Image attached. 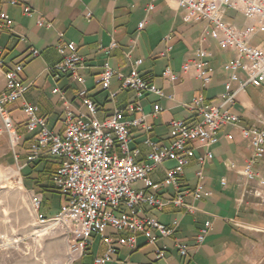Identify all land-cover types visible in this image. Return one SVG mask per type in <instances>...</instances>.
I'll return each instance as SVG.
<instances>
[{"label":"built area","instance_id":"built-area-1","mask_svg":"<svg viewBox=\"0 0 264 264\" xmlns=\"http://www.w3.org/2000/svg\"><path fill=\"white\" fill-rule=\"evenodd\" d=\"M174 3L183 12L185 22H205V32L216 41L219 47L232 49L236 56L226 62L223 69L230 73L229 81L225 83L223 101L218 105L210 104L204 93L192 97L188 103H183L195 113V120L172 119L169 121L170 141L161 142L154 138V127L147 121L140 100L148 94L173 99L162 88L156 86L151 78L138 70L142 59L132 63L129 74L119 75L109 63L113 49L118 46L112 40L109 46H100L107 59L101 71L95 78L97 85L107 92L108 98L114 100L118 92L132 90L136 98L122 108H115L110 116L101 120L98 118V108L88 96V90L79 93L81 108H68L62 117V130L57 132L50 128L45 117L40 115L38 105L25 99L29 87L21 79L24 66L21 63L12 68H6L5 61L0 57V75L6 80V88L0 94V139L7 134L10 144L15 148L20 139L19 124L11 116L8 104L19 99L23 100V110L27 116L25 126L29 132H35L31 142L25 165L34 163L45 155L58 161L53 175V182L62 198V206L54 215L47 217L42 212L43 196L34 193L32 209L40 225L53 224L62 231L67 239L68 255L72 261H77L88 255L99 239L105 251L94 258L93 264H106L118 252V246L124 245L136 249L138 239L144 236L149 242L157 243L161 238L172 235L178 221L168 225L150 216L145 209L163 210L168 205L183 207L192 211L193 205L185 201L186 191L183 190L181 177L193 160L199 164L196 171V183L189 190L195 201L207 198L211 191L206 185L205 167L215 157L214 146L221 138L223 126L233 124L238 126L241 135L248 140L251 155L243 164L230 162V168L237 170L244 178V192H252L264 202V114L254 115L253 125H240L239 116L230 111V105L237 100L238 94L247 87H264V46L252 44L254 35L264 32V0H167ZM22 5L26 15L34 17L35 11L27 0H0V30H12L11 21L3 10V3ZM153 8V4L147 10ZM230 9L244 13L257 26L247 25L240 28L227 19ZM88 16L92 13L88 12ZM40 26L51 27V22L42 18L37 22ZM144 21L140 27L144 26ZM173 36L166 37V55L172 49ZM26 40L25 36H21ZM58 50L61 60L48 67L50 75L56 79L70 75L84 83L82 70L86 62L77 50L73 41L60 33ZM1 48V46H0ZM32 56H38L39 50L30 49ZM212 53L206 48H199L183 65L184 71L196 69V77L205 90L213 80L215 68L211 63ZM243 72L245 78L240 80ZM120 76L117 90L112 89L113 78ZM163 76L176 82L180 78L167 67ZM239 81V86L233 88L232 83ZM59 93V101L71 106V101L63 91ZM155 105V112L162 111ZM142 129L143 143L149 147L147 159L140 162V147L135 144L134 129ZM232 137V135H230ZM17 157V156H16ZM166 161H175L176 166L167 168L161 181H154L151 173ZM22 167H20L21 169ZM142 181L144 188H135L134 184ZM227 183L222 178L221 184ZM171 188L174 193L163 197L161 190ZM212 228V222L207 221L205 228L198 235V242L205 240L206 234ZM180 256L188 261L190 254L187 245L178 244ZM157 259L166 260V247L157 248ZM188 264V263H185Z\"/></svg>","mask_w":264,"mask_h":264},{"label":"crops","instance_id":"crops-1","mask_svg":"<svg viewBox=\"0 0 264 264\" xmlns=\"http://www.w3.org/2000/svg\"><path fill=\"white\" fill-rule=\"evenodd\" d=\"M27 3L36 13L34 17L26 15L22 5L3 3L2 7L11 21L12 30H0V57L4 59L6 68L23 64L24 70L20 76L29 85L25 99L39 106L40 115L47 119L53 130H62L61 120L68 108H81L79 93L84 89L88 90V96L96 104L98 118L101 120L110 116L115 108H122L136 98L134 91L126 90L118 92L112 101L107 92L95 82L107 59L99 47L109 46L112 40L118 46L113 49L108 60L119 75L129 74L132 70L131 62L142 59L139 72L150 77L167 95L174 96L169 99L166 96L148 94L140 100L147 121L154 127L155 139L165 143L170 141L168 123L172 119L190 122L195 120V113L183 105L190 102L193 96L204 93L207 101L213 105L223 101L225 83L230 78V73L223 66L236 56V52L219 47L205 32V22H185L183 12L174 3L167 0H27ZM150 4H153V8L147 10ZM88 12L92 15L88 16ZM39 18L51 22L52 26H40L37 23ZM227 19L240 28L257 26L244 13L234 9L228 11ZM143 21L145 24L141 28L139 25ZM60 33H64L68 40L76 44L79 54L85 59L86 68L82 70L84 83L70 75L56 79L48 71L49 66L62 58L57 47ZM169 35L173 36L172 49L164 55L167 46L165 39ZM21 36H25L26 40H22ZM251 42L264 46V32L258 31ZM31 47L37 48L40 54L32 56ZM199 48L211 51L210 60L215 68L213 80L205 90L196 77L195 68L190 71L183 69L185 62ZM167 67L179 76L178 81L172 82L163 76ZM119 75L113 78L114 90L120 85ZM244 78L245 74L241 72L240 80ZM232 85L234 89L237 88L239 81H234ZM5 88L6 80L0 75V94ZM54 89L63 91L71 101V106L60 102L59 93L54 92ZM157 104L163 108L162 111L155 112ZM7 108L19 124L20 139L13 148L7 134L2 135L0 147L10 146L11 155L4 157L8 154V149L5 148L7 151H0V160L20 165L26 171L31 164L24 166V163L35 132H29L25 126L27 116L22 99L8 104ZM229 108L239 116L240 125H253L254 115L257 112L264 113V87H247L246 91L238 94L236 102ZM134 137L135 144L141 149L138 160L149 162V147L143 143L142 129H134ZM213 150L215 157L205 167L210 196L195 201L189 193L196 183V171L199 168L198 162L193 160L181 177L183 190L186 191L185 201L193 205L192 211L174 205H168L163 210L145 206L150 216L165 224L172 226L178 221L174 233L161 238L157 243H151L140 236L136 249L119 245L118 252L106 264H264V202L252 192H244V178L239 171L232 170L229 166L231 161H236L237 154L246 153V158L251 155L249 142L241 135L238 126L228 124L223 126L220 141ZM45 157L50 159L51 156L45 155L43 158ZM46 159L35 168L32 167L31 176H35L43 168ZM174 166L175 161H166L151 173V177L154 181H161L166 174L165 170ZM222 178L227 180L225 185L221 184ZM134 185L135 188H144L142 181ZM44 193H41L43 198ZM173 193L171 188L161 190L165 198ZM207 221L212 222V228L205 240L199 243L198 235ZM179 243L187 245L190 254L188 261L180 256ZM159 247H166L165 261L157 259L156 251ZM104 251V246L96 239L88 255L77 262L93 264L94 258Z\"/></svg>","mask_w":264,"mask_h":264},{"label":"rangeland","instance_id":"rangeland-1","mask_svg":"<svg viewBox=\"0 0 264 264\" xmlns=\"http://www.w3.org/2000/svg\"><path fill=\"white\" fill-rule=\"evenodd\" d=\"M5 148L7 157L11 147L5 145L0 151H7ZM246 156L237 154V164L241 165ZM0 162V264H80L69 257L62 231L53 224L40 225L37 221L32 196L44 191L36 185L37 175L29 174L32 164L23 171L15 163ZM62 203L59 193L45 192L41 212L50 217L60 210Z\"/></svg>","mask_w":264,"mask_h":264},{"label":"trees","instance_id":"trees-1","mask_svg":"<svg viewBox=\"0 0 264 264\" xmlns=\"http://www.w3.org/2000/svg\"><path fill=\"white\" fill-rule=\"evenodd\" d=\"M45 158L38 159L34 163H31L33 168H35L38 164H40ZM58 161L54 157H50V159H46L45 164L43 165V168L37 172V178L35 182L36 185L43 188L44 192H56L59 193L57 190L54 182H53V175L57 169ZM33 172H30L29 174H32ZM43 193V192H42ZM60 194V193H59Z\"/></svg>","mask_w":264,"mask_h":264}]
</instances>
